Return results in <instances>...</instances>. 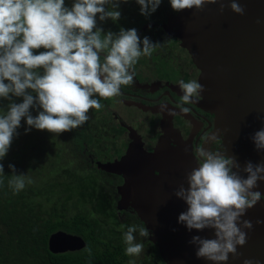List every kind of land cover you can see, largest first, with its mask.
Wrapping results in <instances>:
<instances>
[{
	"label": "clouds",
	"instance_id": "9594fccd",
	"mask_svg": "<svg viewBox=\"0 0 264 264\" xmlns=\"http://www.w3.org/2000/svg\"><path fill=\"white\" fill-rule=\"evenodd\" d=\"M126 2L74 0L69 8L65 0H0V99L10 101L6 111L0 110V161L7 156L22 120L28 126L26 133L33 128L51 134L69 132L89 120L90 109L103 107L99 98L116 97L122 86L133 83L138 60L151 56L160 44L148 37L141 41L135 28L104 33L97 27V16L100 21H118L121 13L117 9ZM161 2L136 0L144 16L154 13ZM169 3L177 13L192 9L199 12L205 5L217 3L220 13L224 12V0ZM228 6L237 15L245 14L238 0H229ZM41 48L46 51H34ZM179 89L182 105L199 102L205 91L196 80H180ZM13 97L22 98V102H14ZM30 109H36L37 115L33 116ZM160 111L175 114L166 104ZM182 111L189 109L182 107ZM251 139L257 151H264V128ZM198 155V166L186 174L187 187L181 184L173 193L187 206L178 223L189 231L212 230V238L197 235L189 243L195 246L198 259L226 264L229 255L236 257L237 248L247 243L245 230L253 228L250 220L241 218L261 201V193L254 189L264 181V162H247L242 168L246 175L242 176L235 156L204 148ZM8 167L12 175L7 176V183L15 195L31 180L25 174H16L14 165ZM3 177L4 165L0 163V184ZM137 230L133 225L123 233L126 256H139L143 251V244L136 242ZM139 235L149 237L151 233L140 227ZM84 251L91 256L90 248L86 246ZM244 264L253 261L245 260Z\"/></svg>",
	"mask_w": 264,
	"mask_h": 264
},
{
	"label": "water",
	"instance_id": "95a60500",
	"mask_svg": "<svg viewBox=\"0 0 264 264\" xmlns=\"http://www.w3.org/2000/svg\"><path fill=\"white\" fill-rule=\"evenodd\" d=\"M238 2L245 8L243 16L231 12L229 0H224L223 13L219 3L208 4L199 12L172 15L168 25L199 71L198 82L205 89L202 108L214 117L212 137L220 139L224 155L236 157L240 175L245 176L242 168L247 162H264V151H257L251 139L264 128V0ZM171 131L170 125L149 155L131 143L119 161L102 168L124 175L116 208L133 209L152 233L150 240L157 243L166 264H211L196 257L189 241L197 235L212 238V230L189 231L178 223L187 206L173 193L181 184L187 187L186 174L198 165L190 144L179 140L170 148L167 133ZM254 191L261 193V201L241 218L250 220L253 228L245 230L247 243L237 248L236 257L229 255L226 264L245 260L264 264V223H256L264 221V181ZM47 247L52 254H63L83 249L85 241L57 231L49 236Z\"/></svg>",
	"mask_w": 264,
	"mask_h": 264
},
{
	"label": "flooded vegetation",
	"instance_id": "af4514ba",
	"mask_svg": "<svg viewBox=\"0 0 264 264\" xmlns=\"http://www.w3.org/2000/svg\"><path fill=\"white\" fill-rule=\"evenodd\" d=\"M128 3L126 4L129 5ZM140 13L139 9L138 15L134 18L130 17L129 12L121 14L118 21L111 23V26L118 29L135 28L141 41L144 37H148L153 43L160 44L151 56H142L138 60L134 67L133 83L122 86L120 95L116 97L99 98L103 107L100 110L90 109L89 120L83 126L65 132L64 135L51 134L55 136L54 143L57 144L55 148L60 159L69 150L67 146L72 145L75 152L73 161L84 165L87 169H95V177L101 179L90 185L89 189L94 187L97 197L102 196L107 199L104 210H111L113 204L119 216L118 221L122 222L126 221V214L136 216L130 206L121 211L116 208L120 198L117 188L123 184L124 175L112 174L102 167L119 161L131 143L149 155L156 148L158 141L166 137L164 130L169 129L171 125L173 133L172 131L167 133L170 148H174L179 140L186 142L191 145L197 161L198 151L203 148L224 154L220 139H212L214 117L202 108L201 100L186 105H182L181 102L179 81L198 82L199 71L193 65L188 52L174 37V28L168 25L170 17L177 12L168 10L161 19L153 13L150 19L149 16H144L145 21L140 19ZM107 20L111 21V19ZM109 30L113 33L120 31ZM162 104H166L175 114L170 116L166 112H161ZM182 107L188 108L189 111H182ZM82 197V204L88 211L94 213L98 205L96 200L88 195ZM138 221L141 227H145L139 219ZM139 228L134 235L136 242L143 244V251L136 264H166L157 243L150 240L153 237L152 233L149 237H141Z\"/></svg>",
	"mask_w": 264,
	"mask_h": 264
},
{
	"label": "trees",
	"instance_id": "16d2710c",
	"mask_svg": "<svg viewBox=\"0 0 264 264\" xmlns=\"http://www.w3.org/2000/svg\"><path fill=\"white\" fill-rule=\"evenodd\" d=\"M65 2V6L71 8L74 0ZM121 4L118 11H121ZM168 10H172L169 0H162L154 13L161 19ZM140 17L145 21L141 13ZM111 23L112 20L100 21L97 16V27L104 33L112 29ZM12 99L22 102V98ZM9 102L0 99V110L6 111ZM30 111L33 116L37 115L36 109ZM27 127L22 120L7 156L0 161L5 173L3 184H0V264H129L122 236L129 226L141 227L138 218L126 214V221L120 223L113 204L111 210H104L107 199L97 197L94 187L89 189L101 179L95 177V169H87L73 161L72 145L67 146L69 150L60 159L55 136L34 128L26 133ZM9 164L15 166L16 174H25L31 180L15 195L7 183V176L12 175ZM82 195L96 200L98 205L94 213L82 204ZM57 231L80 236L85 247L91 249V256L84 251L85 247L75 252L50 253L47 241Z\"/></svg>",
	"mask_w": 264,
	"mask_h": 264
},
{
	"label": "rangeland",
	"instance_id": "374dc122",
	"mask_svg": "<svg viewBox=\"0 0 264 264\" xmlns=\"http://www.w3.org/2000/svg\"><path fill=\"white\" fill-rule=\"evenodd\" d=\"M126 3H128V2H126ZM126 3H122L121 4V7H120L121 11H120V13L121 14H126L129 9H132L129 12V15H130L131 18L136 17L138 15V13H139L140 5H138V3H136V1L135 2H129L128 3L129 5H127ZM123 27L125 28L126 27V24H124ZM111 28L114 29V30H120V29H118V28H116L114 26H111ZM39 52H41V51H39ZM39 52H36V53H39ZM119 222H122V221L119 220ZM116 227L119 228V226H116ZM140 257H141V254L139 256L130 257V259H131L130 262H132V264H136L138 262V260H139ZM130 262H129V264H130Z\"/></svg>",
	"mask_w": 264,
	"mask_h": 264
}]
</instances>
